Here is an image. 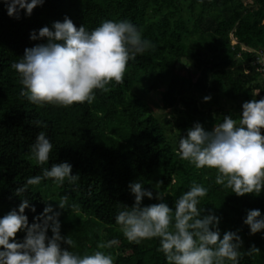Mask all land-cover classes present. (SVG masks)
<instances>
[{"label":"trees","instance_id":"trees-1","mask_svg":"<svg viewBox=\"0 0 264 264\" xmlns=\"http://www.w3.org/2000/svg\"><path fill=\"white\" fill-rule=\"evenodd\" d=\"M66 16L89 32L106 20L128 21L152 47L129 61L123 84L112 82L107 93L96 90L92 104L38 106L20 96L23 85L11 65L26 48L47 43V38L32 40L33 31L38 34ZM263 20L264 0H253L251 6L244 0H45L31 15L21 10L19 18L9 16L5 0H0V218L28 199L25 214L31 224L51 204L61 213L62 235L76 243L70 250L81 255L102 250L113 256L114 264H168L159 239L130 243L116 217L135 203L130 183L141 182L155 195L156 183L163 181V202L173 208L176 199L199 184L208 192L198 207L202 214L220 217L221 238L227 231L237 232L242 252L252 245L259 249L243 255L239 264H264V230L251 234L244 223L251 209H259L264 218V191L237 196L215 183V169H197L177 155L180 138L197 122L211 131L225 116L239 120L245 101L264 99V79L252 64L255 51L264 49ZM231 34L236 44H231ZM161 87H166L161 96L168 111L163 117L145 99ZM256 89L260 96L253 95ZM205 96L211 99L205 101ZM37 120L47 127H37ZM41 131L53 144L43 166L31 152ZM61 162L70 163L79 175L75 183L59 185L44 178L17 195L28 178ZM53 183L57 187L46 202L42 191ZM63 196L69 209L59 208ZM160 202L145 197L142 206ZM72 204L78 205V213ZM25 235L21 231L16 239L23 241ZM110 240L118 243L97 248Z\"/></svg>","mask_w":264,"mask_h":264},{"label":"clouds","instance_id":"clouds-1","mask_svg":"<svg viewBox=\"0 0 264 264\" xmlns=\"http://www.w3.org/2000/svg\"><path fill=\"white\" fill-rule=\"evenodd\" d=\"M44 2L5 0L8 15L16 18L21 10L31 15ZM30 38H47V43L26 48L22 59L11 67L23 85L20 96L38 106L92 104L96 90L107 93L112 90L108 87L112 82L123 84L129 61L152 47L128 21L106 20L89 32L84 25L77 27L67 16L63 22L55 21L51 28L42 27L38 34L33 31ZM259 63L264 64V58L259 57ZM210 99L204 97L205 101ZM242 109L239 120L225 116L211 131L197 122L180 138L177 155L197 169H215V183L231 189L237 196L259 195L264 191V99L245 101ZM35 125L47 127L40 120ZM52 150L53 144L41 131L31 147L37 164H47ZM44 178L63 185L65 181L75 183L79 175L73 174L70 163H55L43 168L42 176L28 178L17 188V195L27 192L28 186L40 184ZM161 183H156L155 195L141 182L129 184L135 203L130 210L118 213L116 223L130 243L139 245L144 240L159 239V251L164 253L168 264H239L243 255L259 252L255 245L242 252L243 240L237 232L227 231L221 238L220 217L202 214L198 207L207 195V188L194 184L175 200L173 208L163 202L166 194L159 191ZM145 197L162 202L142 206ZM58 204L60 209H69L68 197H61ZM29 207V200L24 199L18 210L13 208L0 218V264H114L113 256L102 250L83 255L70 250L77 247L76 243L70 236L62 235L61 213L51 204L31 224L25 214ZM70 207L79 212L78 205ZM31 210L35 212V206ZM260 217L259 209L248 211L244 223L249 225L251 234L264 230V218ZM21 231L26 235L23 241H18L16 237ZM117 243V240L101 241L97 248L110 249Z\"/></svg>","mask_w":264,"mask_h":264},{"label":"rangeland","instance_id":"rangeland-1","mask_svg":"<svg viewBox=\"0 0 264 264\" xmlns=\"http://www.w3.org/2000/svg\"><path fill=\"white\" fill-rule=\"evenodd\" d=\"M244 3L251 6L253 3V0H244ZM262 23H264V20ZM230 37H231V44L236 43V39L232 36V34ZM242 49H245V48L242 47ZM165 89H166V87H161L157 90L151 91L150 93L146 94V97H145V99H146L148 105L150 106L151 110L159 117H163L168 112L167 109H164L162 106L161 92L164 91ZM228 108H229L228 106H225V109H228ZM54 187H57L56 183H53L52 186L46 187L42 191V197L44 198V200L46 202H47L46 199L48 197L49 191L52 190Z\"/></svg>","mask_w":264,"mask_h":264},{"label":"built area","instance_id":"built-area-1","mask_svg":"<svg viewBox=\"0 0 264 264\" xmlns=\"http://www.w3.org/2000/svg\"><path fill=\"white\" fill-rule=\"evenodd\" d=\"M236 43H237V41H236ZM236 43H234V44H236ZM243 48H245V47H243ZM244 50H246V48ZM255 52H256V56H255L252 64L255 67L256 72H258L260 74V76L264 79V64L259 63V57L264 58V49H259ZM257 92L260 94L259 89H256L254 91V93H257Z\"/></svg>","mask_w":264,"mask_h":264}]
</instances>
